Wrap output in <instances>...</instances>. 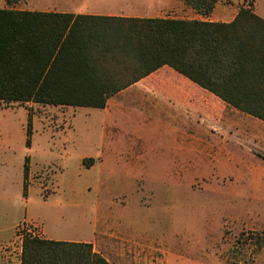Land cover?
Masks as SVG:
<instances>
[{
	"label": "rangeland",
	"instance_id": "374dc122",
	"mask_svg": "<svg viewBox=\"0 0 264 264\" xmlns=\"http://www.w3.org/2000/svg\"><path fill=\"white\" fill-rule=\"evenodd\" d=\"M247 1L220 7L234 14ZM81 5L183 15L182 0ZM112 102L104 110L0 101V239L20 223L22 237L39 235L30 222L40 219L62 238L94 231V249L113 264H264V247L255 254L254 242L239 241L264 231V121L212 95L177 111L129 96Z\"/></svg>",
	"mask_w": 264,
	"mask_h": 264
},
{
	"label": "trees",
	"instance_id": "16d2710c",
	"mask_svg": "<svg viewBox=\"0 0 264 264\" xmlns=\"http://www.w3.org/2000/svg\"><path fill=\"white\" fill-rule=\"evenodd\" d=\"M0 9V101L104 109L109 98L168 66L223 102L264 121V18L249 0L228 22ZM207 17L220 0H184ZM32 116L27 146L32 145ZM87 160L90 162L87 164ZM94 158L83 163L92 166ZM29 158L24 163L27 196ZM239 241L264 247V231ZM21 264H112L89 242L24 231Z\"/></svg>",
	"mask_w": 264,
	"mask_h": 264
},
{
	"label": "crops",
	"instance_id": "0c3cea01",
	"mask_svg": "<svg viewBox=\"0 0 264 264\" xmlns=\"http://www.w3.org/2000/svg\"><path fill=\"white\" fill-rule=\"evenodd\" d=\"M31 1L32 0H24L23 3L20 1L13 7L19 11H36L51 14H73L75 16H127L111 13L104 7L86 5L82 6L81 0H40V2ZM220 2L221 0L216 3V6L210 16L204 17L198 14L191 6L187 5L185 1L182 0L183 15L176 17H166L223 22L231 21L236 16L238 11L233 14L227 9L220 7ZM5 8H9L7 0H0V9ZM255 11L258 15L264 18V10L261 9V0L255 1ZM192 88H194V90ZM209 95H212L213 97L222 101L214 94L191 81L189 78L168 66H164L109 98L107 106L104 108V110H107L109 104L111 105L112 100L118 96H129L131 98V102L133 103H139L140 101H144L145 103L149 101L151 104H154L155 107H159L160 105L168 106V108H171L174 111L181 110V108H187V110H191L194 104V98L196 99V97H199L201 99L203 96ZM114 103L115 102H112V105ZM31 221L32 222L30 223L34 224L35 227H38L39 232L37 233L39 236L44 238L60 241H82L89 243H92V241L96 238L94 231L89 239L62 238L57 236L58 234L56 232L49 229L43 220L39 219L38 222H34L33 220ZM27 222L28 221H26V223ZM20 224H15L12 233L9 236H3V238L0 239V264H21L22 236L17 233V228ZM0 231H3V228H0ZM14 246L15 249H12ZM15 250H18L16 253L17 258H15Z\"/></svg>",
	"mask_w": 264,
	"mask_h": 264
}]
</instances>
